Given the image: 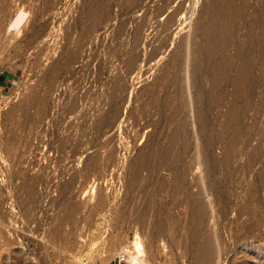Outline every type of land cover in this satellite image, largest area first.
Instances as JSON below:
<instances>
[{"label":"rangeland","instance_id":"374dc122","mask_svg":"<svg viewBox=\"0 0 264 264\" xmlns=\"http://www.w3.org/2000/svg\"><path fill=\"white\" fill-rule=\"evenodd\" d=\"M0 70V264H264V0H0Z\"/></svg>","mask_w":264,"mask_h":264},{"label":"bare ground","instance_id":"6f19581e","mask_svg":"<svg viewBox=\"0 0 264 264\" xmlns=\"http://www.w3.org/2000/svg\"><path fill=\"white\" fill-rule=\"evenodd\" d=\"M16 111H17V110H16ZM10 113H11V112H10ZM14 113H15V112H14ZM171 141H172V140H171ZM171 143H172V142H171ZM172 144H173V143H172ZM10 146H11V145H10ZM167 148H168V147H167ZM169 150H170V149H169ZM172 150H173V148H172ZM160 156H161V155H160ZM164 156H166V155H164ZM173 156H174V155H173ZM164 158H165V157H164ZM162 159H163V158H162ZM165 160H166V159H165ZM156 161H157V160H156ZM168 161H169V160H168ZM163 162H164V161H163ZM159 163H160V161H159ZM143 165H144V164H143ZM162 165H163V164H162ZM144 166H145V165H144ZM156 166H157V165H156ZM141 167H142V166H141ZM158 169H159V168H158ZM149 204H150V202H149ZM69 208H70V207H69ZM71 208H72V207H71ZM194 208H195V207H194ZM197 208H198V207H197ZM195 209H196V208H195ZM67 210H68V212H69V211H71V212L74 211V209H72V210H71V209H70V210L67 209ZM135 210H136V209H135ZM138 210H139V209H138ZM149 210H150V209H149ZM196 210H200V208H198V209H196ZM144 211H147V210H144ZM144 211H143V212H144ZM194 211H195V210H193V213H194ZM71 212L68 213V214H66V216L64 217V219H66V218H67V219H70V218L72 217ZM131 212H132V211H131ZM134 212H136V211H134ZM134 212H133V213H134ZM138 212H139V211H138ZM141 212H142V211H140L139 213H141ZM198 212H199V211H198ZM201 212H202V211H201ZM145 213H146V212H145ZM145 213H144V215H143L142 218L140 217L141 219H143V220H142V224L140 223V224L142 225V227H145V225H146V223H147V222H146L147 220L144 218V216H146ZM195 213H196V212H195ZM136 214H137V212H136ZM196 214H197V213H196ZM200 214H201V213H200ZM138 215H139V214H138ZM148 215H149V214H148ZM148 215H147V216H148ZM197 215H198V219H197V220L200 221V220H199V214H197ZM197 215H196V216H197ZM201 216H202V215H201ZM136 217H137V216H136ZM136 217H135V218H136ZM194 217H195V216H193V218H194ZM138 218H139V216L137 217V219H138ZM140 218H139V219H140ZM149 218H150V217H149ZM145 220H146V221H145ZM148 220H149V219H148ZM166 220L169 221L167 226H171V225H170V222H171L172 220H171L170 216H169L168 218L166 217ZM166 220H165V221H166ZM61 221H62V220H61ZM64 221H65V220H64ZM140 221H141V220H140ZM153 221H155V220H153ZM165 221H164V222H165ZM133 222H134V221H133ZM133 222H132V223H133ZM138 222H139V221H138ZM145 222H146V223H145ZM59 223L61 224L60 221H59ZM154 223H155V222H154ZM154 223H153V222H150V225H149V224H148V225H149V226H153ZM171 223H173V222H171ZM138 224H139V223H138ZM176 224H177V223H176ZM180 224H181V223H180ZM141 225H140V226H141ZM165 225H166V223H165ZM172 225H173V224H172ZM183 225H184V224H183ZM146 226H147V225H146ZM149 226H147V227H149ZM176 226H177V225H176ZM184 226H185V225H184ZM56 227H57V226H56ZM172 227H173V226H172ZM185 227H187V226H185ZM188 227H189V226H188ZM169 228H170V227H169ZM174 228H176V227H174ZM180 228H183V227H180ZM190 228H191V227H190ZM57 229H58V228H57ZM184 229H185V228H184ZM81 230H82V229H81ZM141 230H142V229H141ZM146 230H147V229H146ZM171 230H173V229H171ZM186 230H187V229H186ZM187 231H188V230H187ZM190 232H191V231H190ZM173 235H174V234H173ZM171 238H172V237H171ZM174 238H175V237L173 236V239H174ZM128 247H129V246H128ZM131 247H132V249H136V252H138V253L140 252L139 250H140V247H141V246H140L139 242H137V240H136V242L134 241V243L132 244V246H130V249H131ZM114 248H115V247H114ZM137 250H138V251H137ZM199 253H200V257H199L198 260H199L200 263H208V264H209L210 262H212V261H211V258L213 257V256H212V255H213V251H212V249L210 250L209 248L203 246V247H201V249L199 250ZM209 261H210V262H209ZM138 264H144V262L141 261V263L138 262ZM211 264H212V263H211Z\"/></svg>","mask_w":264,"mask_h":264},{"label":"built area","instance_id":"2783aa9c","mask_svg":"<svg viewBox=\"0 0 264 264\" xmlns=\"http://www.w3.org/2000/svg\"><path fill=\"white\" fill-rule=\"evenodd\" d=\"M2 80L1 77V70H0V82ZM5 89L0 86V96L5 95L4 94ZM2 176L0 175V178ZM139 258H138V253L130 252L126 247L122 249L118 254L115 255L113 259L108 261L105 264H138Z\"/></svg>","mask_w":264,"mask_h":264}]
</instances>
